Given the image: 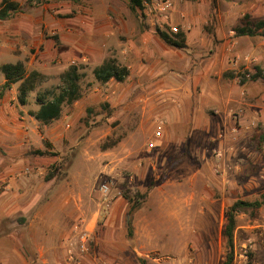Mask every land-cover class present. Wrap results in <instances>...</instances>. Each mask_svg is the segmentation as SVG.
Returning <instances> with one entry per match:
<instances>
[{"label":"rangeland","instance_id":"obj_1","mask_svg":"<svg viewBox=\"0 0 264 264\" xmlns=\"http://www.w3.org/2000/svg\"><path fill=\"white\" fill-rule=\"evenodd\" d=\"M210 16L209 34L218 24ZM152 29L127 0H50L0 23V67L20 62L26 76L39 74L26 105L18 104V84L0 95V186H8L0 196V264L224 261L227 208L264 194V82L248 80L262 64L264 40L252 39L250 52L231 45L226 68L213 70L206 87L195 84L200 71L177 66L185 51L151 47ZM105 60L128 70L123 82L95 80ZM70 66L81 75L80 99L53 123L36 122L29 116L36 98L56 93ZM3 83L0 73V91ZM225 87L244 102L222 113L213 92ZM173 113L182 114L180 124ZM201 119L210 127L195 130ZM156 120L164 122L162 144L147 151ZM218 148L223 177L214 173ZM232 264H264V206L236 217Z\"/></svg>","mask_w":264,"mask_h":264},{"label":"trees","instance_id":"obj_2","mask_svg":"<svg viewBox=\"0 0 264 264\" xmlns=\"http://www.w3.org/2000/svg\"><path fill=\"white\" fill-rule=\"evenodd\" d=\"M50 0H27L24 6L8 0H3L0 3V23L10 20L13 16L21 14L26 10L33 9L42 4L48 3ZM127 7L131 13L141 14L140 0H127ZM141 17L142 14H141ZM157 32V36L167 46L176 49H182L184 34L181 32L174 37L169 38L164 32ZM235 37H255L258 36L264 40V18L256 21H250L248 16H243L241 25L234 29ZM57 42V39H54ZM253 75L249 76V81L261 80L264 82V59L260 66L253 68ZM0 73L3 76L4 83L1 87L0 95L11 89L13 85L18 84V104L26 105V99L29 93L34 89V85L39 76L38 73H31L26 76L25 69L22 63L4 64L0 67ZM129 72L125 67H120L113 60H105L100 66L93 70L95 80L101 84H105L110 80L123 82ZM226 76V75H225ZM229 79H233L232 75H227ZM60 86L56 93H47L45 96H38L36 104L38 109L35 112L29 113L33 120L42 124L49 125L58 120L61 116L62 107L64 105H72L80 99V80L81 75L76 66H70L60 77ZM246 82L244 77L241 78L240 84ZM39 157L50 156V153L36 151L33 153ZM130 204V214L136 212L138 205L130 199H126ZM264 206V194L258 200L253 202L236 200L225 212V224L221 230V236L225 240L226 255L221 264H232L233 248H234V233L236 230V217L247 211H257ZM128 227H130V222Z\"/></svg>","mask_w":264,"mask_h":264},{"label":"crops","instance_id":"obj_3","mask_svg":"<svg viewBox=\"0 0 264 264\" xmlns=\"http://www.w3.org/2000/svg\"><path fill=\"white\" fill-rule=\"evenodd\" d=\"M174 5L173 16L175 21H178L182 27V33L184 34V41L182 42V50L185 51L186 58L177 63L178 67H183L189 70L193 68L200 71L197 75L195 81L196 85L199 86H209L211 84V77L214 74L213 70H222L226 68V60L228 59V54L231 45H235L233 50L239 52H250L252 49H257L253 46L252 39L258 37H235L234 29L241 25L240 18L244 15L253 17L256 19H261L264 17V0H172ZM215 7V11L213 10ZM179 15L183 16V20H179ZM215 16L218 21L216 28L212 33H207L203 29V24L209 20V16ZM210 16V17H211ZM149 25L153 27V24L146 21ZM187 27V28H186ZM152 29V30H153ZM157 33V32H156ZM151 47L157 49H162L165 45L160 38L156 35L155 37H150ZM236 42L237 45L236 46ZM250 43V44H249ZM249 44V45H248ZM167 46V45H166ZM248 46V47H247ZM213 49H215L213 53ZM232 50V51H233ZM164 52L168 54V50L164 49ZM203 57H201L202 54ZM212 54V55H211ZM196 55L200 57L196 58ZM253 82V81H251ZM255 82V81H254ZM229 86V85H228ZM246 88V85H244ZM213 95L217 101L218 106L225 113L228 106L232 102H244V100H239L238 97L228 91L225 87L219 94V92H213ZM200 101H203L200 99ZM204 115H199L197 118L203 117ZM170 119L176 124H180L179 120L182 114H171ZM179 118V119H178ZM222 119L223 116L221 115ZM201 123L195 122V130L204 129L210 127L211 123L206 122L204 124L203 119L200 120ZM223 121L217 122V127L221 126ZM224 124V123H223ZM170 134L166 132L164 134L163 141H168ZM162 144V141H158ZM157 142V143H158ZM159 144V143H158ZM159 144V145H160Z\"/></svg>","mask_w":264,"mask_h":264},{"label":"built area","instance_id":"obj_4","mask_svg":"<svg viewBox=\"0 0 264 264\" xmlns=\"http://www.w3.org/2000/svg\"><path fill=\"white\" fill-rule=\"evenodd\" d=\"M141 2V14L146 21H149L153 24V27L156 28L159 32H164L170 37L174 39L176 35L182 32V27L178 21H175L173 16L174 5L172 0H140ZM179 20H183V16L179 15ZM187 28V27H186ZM240 58H237L236 61H239ZM245 61H248V58H244ZM255 61V60H253ZM164 130V122L162 120H156L154 122V131L152 134V138L147 142L146 149L147 151H151L155 143L161 139ZM223 149L218 148L213 151L214 158V173L217 176H224L226 174L227 167L224 163V153ZM27 172V170L25 171ZM104 195L107 194L108 188L106 186H102L101 188ZM8 191V186L1 185L0 186V196ZM103 203V212L102 215L106 216L109 210V200H104ZM79 244V252L84 253L86 251V235H82ZM68 254H71L68 251ZM240 259L246 258V251L244 254H239ZM72 259V258H70Z\"/></svg>","mask_w":264,"mask_h":264}]
</instances>
